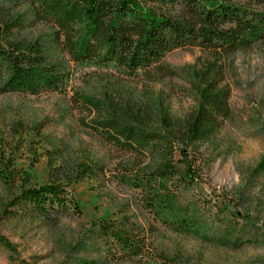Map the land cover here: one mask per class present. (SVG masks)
<instances>
[{
	"label": "trees",
	"instance_id": "16d2710c",
	"mask_svg": "<svg viewBox=\"0 0 264 264\" xmlns=\"http://www.w3.org/2000/svg\"><path fill=\"white\" fill-rule=\"evenodd\" d=\"M259 42H264V0H0V93L64 90L63 57L75 65L111 68L119 78L182 77L195 103L182 116L161 101L155 107L125 101L115 92L98 96L74 90L67 104L87 115L78 118L87 132L131 155L115 179L140 186L155 216L178 232L234 247L247 239L221 227L211 233L187 203L179 202L171 188L174 154L184 166L181 178L192 184L201 172L195 165L201 143L213 139L231 116L226 78L234 55ZM176 49L199 54L175 69L164 56ZM48 170V180L36 184L29 171L11 161L0 167L8 191L0 214L8 216L18 207L28 217L78 215L65 184L102 168L92 161ZM254 170L264 171V153ZM134 228L99 217L83 231L102 241L112 257L126 260L148 252L145 236ZM158 254L146 264H174Z\"/></svg>",
	"mask_w": 264,
	"mask_h": 264
},
{
	"label": "rangeland",
	"instance_id": "374dc122",
	"mask_svg": "<svg viewBox=\"0 0 264 264\" xmlns=\"http://www.w3.org/2000/svg\"><path fill=\"white\" fill-rule=\"evenodd\" d=\"M197 54L195 49H176L164 62L180 69ZM63 58L64 90L0 93V167L11 161L29 171L36 184L45 183L54 167L95 161L102 171L65 184L80 208L78 215L28 217L18 207L8 216L0 214V264H146L158 253L174 264H264V171L254 170L264 153V42L234 55L226 78L231 116L213 139L201 143L195 154L201 172L192 184L181 178L184 166L179 153L174 154L171 188L179 202L187 203L211 233L221 227L232 237L247 239L234 247L178 232L155 216L140 186L115 179L131 155L87 132L78 123L87 115L67 104L74 90L98 96L115 92L125 101H161L182 116L195 105L188 82L169 76L151 82L119 78L111 68L75 65ZM2 184L0 179V212L8 193ZM99 217L135 226L145 236L148 252L126 260L112 257L102 241L83 231Z\"/></svg>",
	"mask_w": 264,
	"mask_h": 264
}]
</instances>
